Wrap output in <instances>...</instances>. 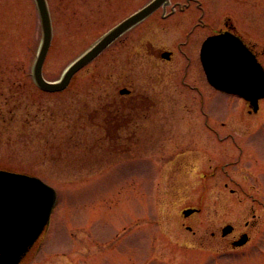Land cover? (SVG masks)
Listing matches in <instances>:
<instances>
[{
    "label": "rangeland",
    "instance_id": "1",
    "mask_svg": "<svg viewBox=\"0 0 264 264\" xmlns=\"http://www.w3.org/2000/svg\"><path fill=\"white\" fill-rule=\"evenodd\" d=\"M47 1L53 41L43 74L56 82L103 30L97 0ZM246 6L252 36L264 40V0ZM72 11L82 21L72 24ZM41 27L35 0H0V167L36 175L57 191L41 255L29 264H264V101L260 115L249 118L244 102L213 95L197 74V99L160 112L152 124L154 136L186 137L173 151L183 152L188 167L178 189L170 188L165 173L138 169L129 152L100 142L101 130L90 123L99 120L105 94H115L114 64L91 63L62 92L37 86ZM72 29L87 40L73 45ZM138 71L148 70L139 63ZM196 151L197 177L189 166ZM164 154L155 149L148 159L156 167ZM191 205L200 213L185 221L181 211ZM246 222L251 242L224 250ZM226 224L234 235L212 236Z\"/></svg>",
    "mask_w": 264,
    "mask_h": 264
},
{
    "label": "flooded vegetation",
    "instance_id": "2",
    "mask_svg": "<svg viewBox=\"0 0 264 264\" xmlns=\"http://www.w3.org/2000/svg\"><path fill=\"white\" fill-rule=\"evenodd\" d=\"M141 1L97 0L98 26L103 32L71 64L97 42L116 32L100 54L82 69L102 59L104 65H115L114 76L118 81L115 94H105L106 100L98 113L99 120H92L90 123L101 130L100 142L114 143L118 153H130L128 158L136 162L140 170L150 166L165 173L167 186L178 189L176 179L187 169L188 162L183 159V152L176 153L173 150H178V145L184 143L186 137L154 136L152 124H155L157 117L163 116L160 112H176L186 105L182 102L197 99V92L200 93L197 74H203L204 83L213 95L235 98L240 105L244 102L247 117L259 116L264 99L258 100L254 106L246 99L220 91L210 84L203 67V50L209 40L225 36L240 42L264 68V40L263 36L256 34L257 37H253L255 32H250V11L247 6L244 7L248 5L249 0H143L144 3L138 6ZM239 3L243 4L241 9L238 7ZM153 5L154 8L150 12L134 20L144 9ZM78 15L77 11H72V24L82 21L78 20ZM39 22L41 24L40 16ZM70 37L73 45L87 40L78 29H72ZM139 63L148 71L139 72ZM141 80H148L147 86L142 87ZM207 106L211 112L209 103ZM210 112L204 111L208 117L212 113ZM166 122L168 119L164 120L165 124ZM172 122L177 123L173 119ZM180 122L183 121L179 120L178 123ZM87 138L90 139V135ZM155 149L167 154H164L156 167L148 159L152 158ZM195 154V161L189 166L195 168L197 177V151ZM195 182L197 186V178ZM187 209L193 211L185 215L184 211ZM181 213L187 221L200 213V210L191 205ZM228 225L232 226L229 232L226 231ZM249 226L250 223L246 222L245 231L237 233L233 240L224 242V250L228 251L230 248L235 251L248 245L251 242L250 231L247 230ZM187 229L192 231L190 226H187ZM235 232L236 228L232 224H226L220 228V236L217 233H212V236L225 241ZM245 235L248 236V242L243 247H233V243ZM42 236L21 256L18 264H29L41 255Z\"/></svg>",
    "mask_w": 264,
    "mask_h": 264
},
{
    "label": "water",
    "instance_id": "3",
    "mask_svg": "<svg viewBox=\"0 0 264 264\" xmlns=\"http://www.w3.org/2000/svg\"><path fill=\"white\" fill-rule=\"evenodd\" d=\"M36 2L42 20L43 40L34 66V79L45 92H61L79 70L99 55L116 32H112L66 69L59 81L50 82L43 76V66L52 40L51 18L46 0ZM152 8L154 5L144 9L134 20L140 19ZM228 44L223 38H215L206 44L203 66L207 78L217 89L240 95L256 104L260 98H264V69L251 57L247 60L248 53L240 44ZM56 201L55 189L41 179L0 170V264H18L20 256L48 224ZM192 211L186 210L184 214L189 215ZM6 216L10 217L12 225L9 224L5 229L3 224H6ZM246 241V237H243L234 246H241Z\"/></svg>",
    "mask_w": 264,
    "mask_h": 264
}]
</instances>
